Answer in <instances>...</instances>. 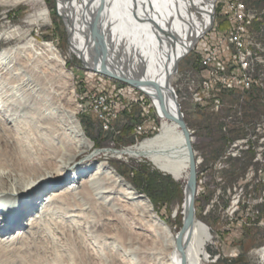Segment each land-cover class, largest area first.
Masks as SVG:
<instances>
[{
    "label": "bare ground",
    "instance_id": "1",
    "mask_svg": "<svg viewBox=\"0 0 264 264\" xmlns=\"http://www.w3.org/2000/svg\"><path fill=\"white\" fill-rule=\"evenodd\" d=\"M56 2L68 26L73 54L86 60V67L93 71L104 70L138 84L148 95L133 85L125 86L148 96L159 126L153 136L137 144L106 149L104 154H96L101 156L97 161L93 156L82 161L94 143L76 117L78 105L73 87L59 83L62 79L70 80L72 74L65 69L64 58L52 43L28 39L30 30L25 29L50 19L45 0H0V5L6 6L33 5L24 17L23 27L0 29V42L14 38L23 41L0 50V250L10 255L26 250L43 252L50 236L47 235L57 229L69 234L94 233L97 239L93 244L102 251L108 239L122 245L125 238L134 246L131 236L114 222L122 213L136 211L138 220L151 222L162 236L164 247L157 249L167 260L154 264H181L177 248L179 230H173L161 219L149 199L139 194L102 156L146 158L159 171L183 181V199L170 213L171 219H178L182 226L188 209L185 185L190 153L183 131L174 120L176 108L163 86L174 61L204 32L209 17L200 20L193 14L191 0ZM37 4L40 6L36 7ZM80 175L83 176L78 178ZM84 206L92 214L95 210L96 221H89L91 215L74 213L75 208L81 211ZM77 217L90 225H63V221L76 222ZM211 238L209 227L195 216L181 241L187 264H205L206 246ZM251 254L258 256L259 264H264V244ZM106 257L108 252L97 256L101 262L118 263L116 256L109 260Z\"/></svg>",
    "mask_w": 264,
    "mask_h": 264
},
{
    "label": "rangeland",
    "instance_id": "2",
    "mask_svg": "<svg viewBox=\"0 0 264 264\" xmlns=\"http://www.w3.org/2000/svg\"><path fill=\"white\" fill-rule=\"evenodd\" d=\"M244 1L250 9H257L258 14L262 17V23H264V0ZM45 2L50 11V19L46 22L26 26L25 29L30 30L28 39L52 43L64 58L65 69L72 74L70 80L62 79L59 83L67 88L73 87L75 100H77L76 105H78L76 117L87 136L94 143L91 152L84 155L81 160H87V158L93 156L92 159L97 161L101 156L96 154H104L102 152L106 149H123L153 136L157 132L159 119L155 109L152 107L151 100L140 91H137L134 95L142 99L143 103H147L148 120L150 125L155 128L147 130L143 136L135 133V126L141 118L139 116V106L132 102L120 112L108 128L103 125L95 109L99 97L108 93V83L129 89L125 86L127 83L108 75L106 76L103 73H101L103 78H99L100 73L95 75L92 69L87 68L85 65L87 63L86 60L84 63V59L78 54H73L70 48L68 26L60 15L58 2L56 0H45ZM35 6L39 7L40 4ZM221 7L222 4L218 7L217 22L220 27L224 28L226 23L225 16L220 13ZM32 10L33 5L30 3H20L13 6L0 5V29L18 25L23 27L24 17ZM255 25L253 30L258 31V26L256 27ZM262 27L263 31H259V35L264 33V25ZM21 42L23 43L17 38L1 41L0 50L21 45ZM77 57L83 59V61ZM196 60L197 54L193 50L184 56L179 61L178 71L174 75L171 84L178 96L184 121L189 130L192 131L191 143L199 161L197 167L195 216L210 228L209 231L213 236L206 246L208 258L205 260V264H259L258 256L251 253L254 249L260 248L264 244V221L260 224L264 219V216H262L264 214V203L250 206L248 201L259 200L262 196L264 179L257 170L264 164L254 161L256 151L253 150L244 152L240 158L228 157L225 159L224 156L230 143L234 140L245 139L250 137V135H255L252 145L256 149L263 148L264 157V142L259 143L260 138L264 137V87L261 90L254 89L243 94L237 91H219L218 95L222 99V106L218 112H215L208 103L203 105L196 103L187 89L186 79L190 76L188 71L195 67ZM34 63V60H32L33 66ZM43 68L40 67L39 69L43 70ZM262 72L264 79V67H262ZM102 157L109 160L118 173L139 194L141 193L149 199L156 214L161 219L168 222L173 230L180 229L179 220L171 219L170 213L172 208L179 205L183 199V181H175L170 175L159 171L146 158H130L126 156L115 158L106 155ZM220 164H222V168H219ZM252 168L254 172H252ZM81 176L83 175L78 176V178ZM148 178L151 181L152 179H160L163 190L160 189V191L156 192L150 181L149 193L153 192V196H150L146 187ZM70 182H68V185ZM235 186L243 188L240 199L242 202L240 204L241 210L235 214L233 219H229L225 215V209L230 204L231 194H233ZM22 194L25 193L22 192ZM36 201L38 204L40 203L38 199ZM86 208L87 206H84L81 211L80 208H75L74 213L91 215L88 218L89 221H96L98 217L95 210H93L92 214L91 211L85 210ZM256 209L263 211L262 215H255V220H252L250 217L251 210ZM130 212L122 213V218L118 217L119 220L116 219L114 223L122 227L127 236H131L134 246L127 243L125 238L122 245H119L117 240L108 239L107 245L104 246V251H102L96 244H93L95 239H97L94 233L86 231L82 235L74 232L69 234L65 229V231L57 229V233L53 231L47 235V237L50 236L46 238L45 251L28 252L29 250H26L25 252H14L10 255L0 250V261H2L0 263L106 264L107 262L109 264V261L101 262L97 258L98 254L102 255L104 252L109 254V257H106L105 260L116 256L115 258L118 259L116 264H154L161 261L165 262L167 259H165L163 252L160 250L164 246L159 231L155 230V226L151 222L138 220L136 211ZM81 217H77L76 222L63 221L65 223H61L65 227L72 226L74 228L89 226L90 224ZM105 234L107 233L105 232ZM134 238L136 239L135 241ZM153 250L156 251L154 252Z\"/></svg>",
    "mask_w": 264,
    "mask_h": 264
},
{
    "label": "built area",
    "instance_id": "3",
    "mask_svg": "<svg viewBox=\"0 0 264 264\" xmlns=\"http://www.w3.org/2000/svg\"><path fill=\"white\" fill-rule=\"evenodd\" d=\"M191 1L192 13L200 20L208 15L210 22L191 49L197 54V62L195 67L188 71L190 76L186 79V86L196 103L199 105L208 103L213 111L218 112L222 106L219 91H237L243 94L254 89H263L264 33L259 35L258 32L263 31L264 23L257 9H250L244 0H209V3L208 0ZM220 4H222L220 13L225 16L224 28L217 22ZM254 25L258 26V31L253 30ZM101 77L103 78V74ZM107 87L108 93L100 96L98 104L95 105L96 113L105 127L108 128L120 112L132 102L139 106L141 118L135 126V133L143 136L147 130L155 128L148 120L147 103H143L142 99L134 95L133 87L124 89L109 83ZM254 139L255 135H250L245 139L234 140L227 148L224 158H240L244 152L253 150L256 151L254 161L264 164L263 148H254L252 145ZM261 142H264V137L260 138L259 143ZM263 167L261 165L257 172L264 179ZM219 168H222V164ZM242 190V187L233 188L230 204L225 209V215L229 219H233L241 210ZM257 203H264V190L259 200L248 201L250 206ZM262 212L260 209L251 210V219L255 220V215H262ZM263 221L264 219L260 224Z\"/></svg>",
    "mask_w": 264,
    "mask_h": 264
},
{
    "label": "water",
    "instance_id": "4",
    "mask_svg": "<svg viewBox=\"0 0 264 264\" xmlns=\"http://www.w3.org/2000/svg\"><path fill=\"white\" fill-rule=\"evenodd\" d=\"M195 42H196V40H195ZM195 42L193 43V45H191V48L188 51H186L184 54H182L179 58H176V60L174 61L173 65H172L171 70L169 71L168 80H166V82L164 83V86H163V90L165 92H167L168 98L170 97L172 99V102H173V104H174V106L176 108V117L174 118V120L178 123V125L181 127V129L183 131V134H184V136L186 138V143L188 145L189 153H190L189 174H188V177H187V180H186V185H185V190L189 194L188 207H187L188 209H187V214L185 216L184 222H183L182 226L180 227V229L178 231V234H177V248L181 252V264H187L185 255L183 253L184 249H183V246L181 244V241H182V238H183L184 234L187 233L190 230V228L193 225V222L195 220V198H196V193H197L198 158L196 157V152L193 150L191 142H190V136H191L192 133L190 132L186 122L184 121L183 113L181 112L180 104H179V102L177 100V97L175 95V91H174V89H172V86H171V80H172V77L178 71L179 60H181L180 58H183L184 56H186L190 52V50L194 46ZM83 62L85 63V61H83ZM85 65H86V63H85ZM93 69H95V68H93ZM95 70H96V72L106 74V75H108V76H110V77H112V78H114L116 80H119L121 82H125L127 84L133 85V86L141 89L144 93H146L148 95V93L145 92L136 83H133V82H131V81L125 79V78H120L118 76H112L111 74H109L107 71H104V70H97V69H95ZM158 105H160V104L158 103ZM171 177L175 181L178 180L173 175Z\"/></svg>",
    "mask_w": 264,
    "mask_h": 264
},
{
    "label": "trees",
    "instance_id": "5",
    "mask_svg": "<svg viewBox=\"0 0 264 264\" xmlns=\"http://www.w3.org/2000/svg\"><path fill=\"white\" fill-rule=\"evenodd\" d=\"M151 181V179L150 178H148V180H147V184H146V187L148 188V193H149V187H151V186H149V182ZM150 184H153L152 185V187H153V189L154 190H156V192H158V191H160V189H162L163 190V186H162V184H161V181H160V179H152V181L150 182ZM137 189V188H136ZM153 190V191H154ZM150 194V196H153V192H150L149 193Z\"/></svg>",
    "mask_w": 264,
    "mask_h": 264
},
{
    "label": "crops",
    "instance_id": "6",
    "mask_svg": "<svg viewBox=\"0 0 264 264\" xmlns=\"http://www.w3.org/2000/svg\"><path fill=\"white\" fill-rule=\"evenodd\" d=\"M209 230H210V228H209ZM217 237V236H216ZM212 238H213V236H212Z\"/></svg>",
    "mask_w": 264,
    "mask_h": 264
}]
</instances>
